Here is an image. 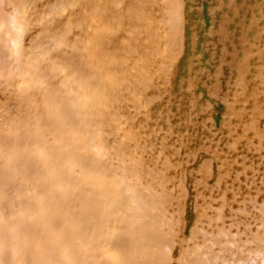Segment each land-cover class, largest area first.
<instances>
[{"label": "bare ground", "instance_id": "obj_1", "mask_svg": "<svg viewBox=\"0 0 264 264\" xmlns=\"http://www.w3.org/2000/svg\"><path fill=\"white\" fill-rule=\"evenodd\" d=\"M202 1L0 0V86L18 80L22 115L0 123V166L28 173L14 169L0 211V264H169L177 241L172 264H264V0L234 33L238 0L207 3L209 17L225 7L213 26ZM31 24L43 30L18 66ZM198 153L209 158L190 171ZM185 178L194 224L182 238Z\"/></svg>", "mask_w": 264, "mask_h": 264}, {"label": "water", "instance_id": "obj_2", "mask_svg": "<svg viewBox=\"0 0 264 264\" xmlns=\"http://www.w3.org/2000/svg\"><path fill=\"white\" fill-rule=\"evenodd\" d=\"M238 4H241V7L238 9L237 11V15L239 17H235V19L233 20V16L231 14H229V16L231 17V22H229L228 24V27H229V30L234 33L235 31V28H236V25L237 23L240 22V19L242 20L243 18H245V14L249 11V6L252 5V1L251 0H238L237 1ZM207 3L211 6H214V1L212 0H207L206 1H202L201 3V7H202V10H203V21L206 25H211L213 26L215 20L216 22L220 19V16L225 12V7H223V9H219V12H215L211 15V17H209L207 14H206V10H208L209 6L207 5ZM8 5H5V4H0V11L1 12H8ZM220 13V14H219ZM216 18V19H215ZM217 24V23H216ZM52 35H55L56 33V30L57 29H60L58 28L57 24H55L54 26H52ZM43 30V27L42 26H38V25H35V24H31L28 29L26 30V32H24L21 37H20V40H19V55H18V58H17V65L18 66H21L22 64H24V62L26 61L28 55H29V52L32 50V47L35 43V39L38 37L39 33L42 32ZM198 33L200 34V31L198 29ZM46 43L48 41L46 40H43V43ZM230 49L228 51V53H232L236 47L238 46V41H237V38H236V35L232 36L231 40H230ZM80 47V46H79ZM36 53H38V51H36ZM62 51H58L57 52V57H60ZM68 53H70L69 57L70 59L72 60V56H73V52H70L68 51ZM202 60H203V55H202ZM207 59V56L204 57V61H206ZM230 60V58H225L224 61L225 62H228ZM206 63V62H205ZM192 67H197L196 64ZM184 69V68H183ZM206 69H210V66L206 65ZM228 70L227 68L225 67L222 68L221 72H220V79L218 80V84L219 86H223L226 82V76L228 75ZM72 72L71 71H67L65 72L66 75H69L71 74ZM179 81H180V77H182V74L179 72ZM54 83H56L54 85V88L62 95L63 94V89L62 87L60 86L59 83H57V81H54ZM173 88V85L172 87ZM47 89V86H43L42 87V91L41 92H45ZM20 90V86H19V82L17 79L13 80L11 83H10V87L7 88V87H4V86H0V123H3V120L6 116V114L11 111L12 109H15V113H16V116H18V118H22V115H21V110H19L18 108V92ZM172 92H173V89H172ZM199 92V90L197 91ZM28 94L34 98L35 100V105L37 108L34 109V113L38 115L39 111L41 110L42 111V108H41V96L40 94L34 89V88H31L30 91L28 92ZM65 98V96H64ZM156 110V109H154ZM211 110L214 112V114L218 113L221 111V105L220 104H215ZM178 111L177 110H174V109H171L170 110V113H171V116H170V119H172V121H170V123H174L175 120L173 119H176V116H177V113ZM213 114V115H214ZM218 115H214L213 116V122H214V127L216 128L218 126ZM198 132V131H196ZM185 133H191V131H187ZM195 134V133H193ZM192 134V135H193ZM191 135V136H192ZM3 137V136H2ZM1 137V138H2ZM2 140V139H1ZM0 140V142H1ZM109 140V139H108ZM107 140V141H108ZM106 141V143H107ZM190 143L189 145H194V143H197L199 142V138L196 136L194 137L192 140L190 139L189 140ZM193 147V146H192ZM241 150V147H239L237 149V152H240ZM242 152V150H241ZM240 154V153H239ZM238 155V154H237ZM209 158L208 154H200L198 153L197 156H195V158H193V160L191 161H188L187 165H186V168L189 169L190 171L191 170H194L196 168V164H198V159H200L201 161H204V160H207ZM104 162L106 163L107 162V158L104 157L103 158ZM1 160H0V165H1ZM107 164V163H106ZM17 168L19 173L24 176L27 173L25 167H23L22 165H16V164H9L7 166L6 169H4V171L1 169V166H0V173L2 174L4 172L5 176L9 178V183H6L5 186H3L2 188H0V211L2 212L4 210V206H5V201L7 198V196H9V194H12L15 192V190H13L12 188V185L10 183V180L13 178V176L15 175L14 174V169ZM188 171V170H187ZM214 174H211V178H209L206 182L207 184L211 185V182H212V178H213ZM183 186H185V190H186V193H185V196L184 198V201H185V205H184V208H183V211H182V216H181V225H180V234L179 236L184 238L187 234H188V231H189V228L191 229L193 224H194V220H191L192 218H194L192 216L191 213H189V208H190V201H191V198L192 196L194 195V188L193 186L191 185V179L190 178H185V180L183 181ZM112 185V184H111ZM121 188L124 189L125 188V185L124 183L122 182V185H121ZM38 190H40V188L38 187L37 188ZM37 190V191H38ZM81 192L83 194H86L87 193V190L86 189H82L81 188ZM236 201H238V199H235L233 202H232V206L236 203ZM186 209H187V212H186ZM4 213V211L2 212ZM181 245H182V241H177L175 242L173 245H171L169 247V251L168 253H170V257L167 259V262L169 264H172V262H177L179 260V251H180V248H181ZM96 246V245H95ZM108 250L111 251V249H113L112 245L111 244H108ZM174 246H177V251H174ZM97 249V248H96ZM4 261V264H11L9 260L5 259L3 257V260Z\"/></svg>", "mask_w": 264, "mask_h": 264}, {"label": "rangeland", "instance_id": "obj_3", "mask_svg": "<svg viewBox=\"0 0 264 264\" xmlns=\"http://www.w3.org/2000/svg\"><path fill=\"white\" fill-rule=\"evenodd\" d=\"M246 84H248V83H246ZM220 100H222L223 102H225V103H229V101L226 99V98H224V99H220ZM238 155H240V154H238ZM237 155V156H238ZM258 171H259V169H258ZM238 202H240V201H238Z\"/></svg>", "mask_w": 264, "mask_h": 264}]
</instances>
